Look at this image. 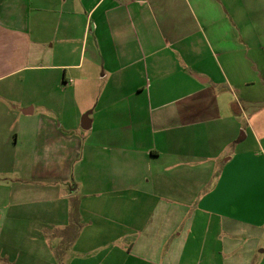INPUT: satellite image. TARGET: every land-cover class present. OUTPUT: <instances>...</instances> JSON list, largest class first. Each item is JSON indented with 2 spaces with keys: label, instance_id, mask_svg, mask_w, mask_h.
<instances>
[{
  "label": "crops",
  "instance_id": "1",
  "mask_svg": "<svg viewBox=\"0 0 264 264\" xmlns=\"http://www.w3.org/2000/svg\"><path fill=\"white\" fill-rule=\"evenodd\" d=\"M244 15L264 0H0V264H264Z\"/></svg>",
  "mask_w": 264,
  "mask_h": 264
},
{
  "label": "rangeland",
  "instance_id": "2",
  "mask_svg": "<svg viewBox=\"0 0 264 264\" xmlns=\"http://www.w3.org/2000/svg\"><path fill=\"white\" fill-rule=\"evenodd\" d=\"M256 18L264 19V15H256V16L255 15H244L242 22H244V25H251L252 22L256 21ZM259 66L261 67V73H262V68L264 67V61L261 59L259 60ZM263 73H264V70H263ZM258 88L261 89V85H259ZM258 98H259L258 102L252 105H248L244 103L243 113H244L246 120L249 123L255 124L256 121H259V122H262V125L264 128V92H261ZM260 142L262 143V145H264L263 138L260 139ZM261 245L262 246L259 249V253H257L256 255V259L257 260L261 259V262H264V253L262 252V250L264 249V237L262 238ZM58 253L61 254V251H59Z\"/></svg>",
  "mask_w": 264,
  "mask_h": 264
}]
</instances>
